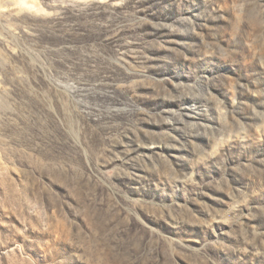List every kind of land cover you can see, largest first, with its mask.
<instances>
[{
    "label": "rangeland",
    "instance_id": "obj_1",
    "mask_svg": "<svg viewBox=\"0 0 264 264\" xmlns=\"http://www.w3.org/2000/svg\"><path fill=\"white\" fill-rule=\"evenodd\" d=\"M0 264H264V0H0Z\"/></svg>",
    "mask_w": 264,
    "mask_h": 264
}]
</instances>
